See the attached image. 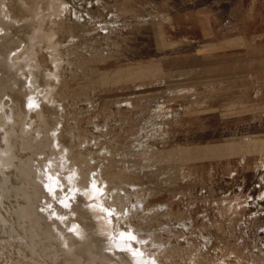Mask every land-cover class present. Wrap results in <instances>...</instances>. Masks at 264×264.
Instances as JSON below:
<instances>
[{"label":"rangeland","instance_id":"rangeland-1","mask_svg":"<svg viewBox=\"0 0 264 264\" xmlns=\"http://www.w3.org/2000/svg\"><path fill=\"white\" fill-rule=\"evenodd\" d=\"M230 1L0 0V264H264Z\"/></svg>","mask_w":264,"mask_h":264},{"label":"crops","instance_id":"crops-1","mask_svg":"<svg viewBox=\"0 0 264 264\" xmlns=\"http://www.w3.org/2000/svg\"><path fill=\"white\" fill-rule=\"evenodd\" d=\"M228 10L237 15L238 4L231 0ZM239 12L243 16L242 26L240 19L239 24L231 26L235 31L228 38L212 42L231 51V95H244L247 111L264 117V0H243Z\"/></svg>","mask_w":264,"mask_h":264}]
</instances>
